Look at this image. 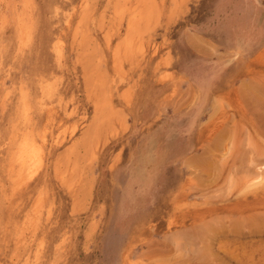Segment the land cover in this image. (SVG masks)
I'll return each instance as SVG.
<instances>
[{
    "label": "rangeland",
    "instance_id": "1",
    "mask_svg": "<svg viewBox=\"0 0 264 264\" xmlns=\"http://www.w3.org/2000/svg\"><path fill=\"white\" fill-rule=\"evenodd\" d=\"M0 264H264V0H0Z\"/></svg>",
    "mask_w": 264,
    "mask_h": 264
}]
</instances>
